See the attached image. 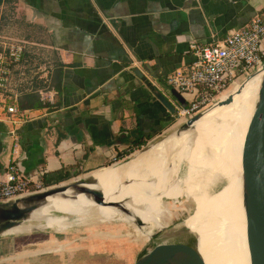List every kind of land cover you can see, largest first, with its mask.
I'll list each match as a JSON object with an SVG mask.
<instances>
[{
  "label": "crops",
  "instance_id": "crops-1",
  "mask_svg": "<svg viewBox=\"0 0 264 264\" xmlns=\"http://www.w3.org/2000/svg\"><path fill=\"white\" fill-rule=\"evenodd\" d=\"M263 11L264 0H0V52L24 44L0 92V183L9 166L42 187L92 174L164 137L185 119L156 95L178 108L192 102L165 82L189 67L190 45L223 40ZM27 96L47 107L20 111ZM10 106L27 119L14 126ZM98 229L0 239V264H92L79 258L92 245L63 238L126 237Z\"/></svg>",
  "mask_w": 264,
  "mask_h": 264
},
{
  "label": "bare ground",
  "instance_id": "bare-ground-1",
  "mask_svg": "<svg viewBox=\"0 0 264 264\" xmlns=\"http://www.w3.org/2000/svg\"><path fill=\"white\" fill-rule=\"evenodd\" d=\"M258 83L259 78L249 80L229 107L208 111L192 133L180 140L169 138L157 146L150 157L157 159L136 185L122 189L119 195H114L118 183L132 179L150 158L123 169L94 173L79 181L78 188L100 190L107 201L124 202L125 208L154 235L151 250L176 243L172 235L187 228L197 236L198 251L205 264H251L242 174L243 149ZM62 196L68 200L48 199L47 206L35 216L92 215L99 223L111 222L118 216L113 209L96 208L75 189H67ZM47 227L66 228L58 218L49 219Z\"/></svg>",
  "mask_w": 264,
  "mask_h": 264
},
{
  "label": "water",
  "instance_id": "water-1",
  "mask_svg": "<svg viewBox=\"0 0 264 264\" xmlns=\"http://www.w3.org/2000/svg\"><path fill=\"white\" fill-rule=\"evenodd\" d=\"M254 78H259V83L243 149L242 199L249 237L251 264H264V64L237 83L236 86L229 89L214 103L190 118L185 119L183 123L164 137L99 171L109 168L123 169L132 162L150 158L154 154L155 148L163 141L169 138L180 140L183 136L192 133L195 130L196 124L208 111L213 108L229 107L234 97L240 94L243 85ZM171 95L181 102L179 94L176 91H172ZM156 98L171 115H175L176 110L167 98L161 94H157ZM156 159L150 158L145 164L141 165L136 170L132 179L126 178L119 182L114 195H119L120 191L128 186L136 185L138 178L143 175ZM94 173L84 175L69 185L67 183L73 179L58 185L45 187L40 191L0 202V239L20 238L41 233L56 236L68 235L100 228L118 220L126 224L131 223L147 239L146 246L133 264H205L198 251V238L187 228L172 235L174 239H177L176 243L151 250L154 235L149 234L146 225L139 217L131 214L125 208L124 202H109L100 190L78 188L80 180L91 177ZM67 189H75L77 193L84 194L96 208L115 210L118 212V216L108 223H99L96 221V216L92 215L75 218L59 213H49L47 217L35 216L37 212L47 206L48 199L61 198L62 200H68L62 196ZM52 218L61 219L62 225L66 226V228L59 230L47 227V221ZM18 229L22 231L10 233Z\"/></svg>",
  "mask_w": 264,
  "mask_h": 264
},
{
  "label": "built area",
  "instance_id": "built-area-1",
  "mask_svg": "<svg viewBox=\"0 0 264 264\" xmlns=\"http://www.w3.org/2000/svg\"><path fill=\"white\" fill-rule=\"evenodd\" d=\"M189 50L192 57L189 67L174 71L165 80L168 88L193 96L188 106L174 107L176 119H188L200 112L264 64V11L223 40L207 45L192 43ZM23 53V43H11L0 52L1 93L8 89L11 71L21 62ZM5 112L14 126L27 119L15 106L7 107ZM14 134L10 132L13 137ZM43 188L23 179L16 167L9 166L5 180L0 183V202Z\"/></svg>",
  "mask_w": 264,
  "mask_h": 264
},
{
  "label": "rangeland",
  "instance_id": "rangeland-1",
  "mask_svg": "<svg viewBox=\"0 0 264 264\" xmlns=\"http://www.w3.org/2000/svg\"><path fill=\"white\" fill-rule=\"evenodd\" d=\"M167 141L168 139L163 141L161 144ZM111 169L112 168L105 170H111ZM100 172L101 171L96 172L95 174ZM80 178H82V176L74 178L72 181L68 182L67 184L69 185ZM221 188L222 187L210 193L214 194L215 192L219 191ZM59 214L66 215L67 213L64 214L59 213ZM133 227L134 226L131 223H128L126 225V223H122L121 221L116 220L114 222L101 226L97 230V233H105L110 236L113 234V232L122 231L123 232L122 235H125L126 237L120 240L107 238V237H103V238L99 237V238L91 239L90 234L71 235V236H66L63 239L68 242L74 243V245L76 244V246L84 245L89 247V245H92V247L94 248V252L92 253L93 256L86 257V254H81L79 256L81 262L89 261L92 264H133L134 260L136 259V256L138 255L141 249L140 242L147 240L140 233H138L137 230H135L136 229L135 227L134 228ZM57 238L58 240H62L61 236L59 235L57 236Z\"/></svg>",
  "mask_w": 264,
  "mask_h": 264
},
{
  "label": "trees",
  "instance_id": "trees-1",
  "mask_svg": "<svg viewBox=\"0 0 264 264\" xmlns=\"http://www.w3.org/2000/svg\"><path fill=\"white\" fill-rule=\"evenodd\" d=\"M47 105L46 104H42L40 101H39V98L36 97V96H27L25 98V101L24 102H20L19 103V110L20 111H23L24 109H31V110H38V109H42V108H46ZM140 146H145L144 143H141V142H138L135 144V147L139 148ZM56 178V176H55ZM71 178L70 177H66L64 179H58L56 178V181L55 183H47L45 184V187H50V186H53V185H58L60 183H63V182H66V181H69Z\"/></svg>",
  "mask_w": 264,
  "mask_h": 264
}]
</instances>
